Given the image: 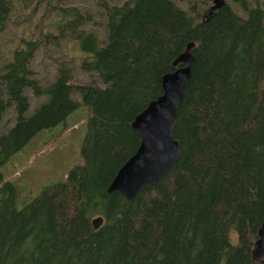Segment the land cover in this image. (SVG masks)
Returning <instances> with one entry per match:
<instances>
[{
  "label": "trees",
  "instance_id": "16d2710c",
  "mask_svg": "<svg viewBox=\"0 0 264 264\" xmlns=\"http://www.w3.org/2000/svg\"><path fill=\"white\" fill-rule=\"evenodd\" d=\"M96 5L103 36L78 28L92 18L90 10L46 3L45 10L56 9L57 33L22 36L2 54L0 121L9 106L14 119L0 131V264H264L250 254L264 215L262 5L224 0L207 20L195 0ZM10 7L11 0H0V24ZM66 27L84 52L80 69L95 71L102 85L92 77L71 83L63 61L52 81L40 84L34 76L35 51ZM190 41V81L172 123L179 157L129 200L107 192L139 142L131 119L160 93L161 75L180 64L171 62ZM71 87L88 111L81 161L16 207L3 162L80 105ZM27 88L47 94L29 114ZM98 215L102 223L93 228L90 218Z\"/></svg>",
  "mask_w": 264,
  "mask_h": 264
},
{
  "label": "rangeland",
  "instance_id": "374dc122",
  "mask_svg": "<svg viewBox=\"0 0 264 264\" xmlns=\"http://www.w3.org/2000/svg\"><path fill=\"white\" fill-rule=\"evenodd\" d=\"M11 0V7L7 17L0 24V62L3 56H7L10 48L17 42V38L36 37L41 32L49 31L57 33L54 23L58 19L56 9L45 10L46 3H61L63 5H76L81 11L90 10L92 18L84 22L78 28H94L103 36V28L100 25L98 11L100 6L96 0ZM108 4L120 3L123 0H106ZM228 1V0H227ZM264 10V0H257ZM177 5L187 8L185 1H176ZM248 3L254 0H247ZM211 0H195L197 8L204 11ZM253 5V4H252ZM48 7V6H47ZM33 8V9H32ZM201 11V12H202ZM27 16V17H26ZM264 24V17H263ZM84 54L80 49L77 39L70 36L67 31L63 35L50 38L45 46L35 51L31 59V68L34 76L40 84L52 81L56 73V62L63 61L71 68V83H85L92 77L96 84L102 85V81L95 71L88 74L79 67V58ZM28 105L26 113L29 114L41 102L47 99L46 93L34 94L31 88L26 90ZM70 97L80 102V105L49 128H41L30 139L15 151L8 161L3 162L2 172L9 169L17 193L15 197L16 207L39 192L41 187L54 180L65 178L66 171L74 164L81 161L80 144L85 128L87 108L81 103L77 89L71 87ZM14 119V111L11 106L4 111L0 121V131H4ZM230 241H236L233 230L229 232Z\"/></svg>",
  "mask_w": 264,
  "mask_h": 264
},
{
  "label": "water",
  "instance_id": "95a60500",
  "mask_svg": "<svg viewBox=\"0 0 264 264\" xmlns=\"http://www.w3.org/2000/svg\"><path fill=\"white\" fill-rule=\"evenodd\" d=\"M223 0H211L204 19L210 18ZM193 42L186 44L172 60L173 69L160 77L161 91L137 112L130 126L139 142L135 150L118 166L109 180L106 191H118L125 200L134 197L137 191L149 182L159 179L179 157L178 141L172 135V123L177 108L189 84L193 64L190 49ZM102 217L92 216L90 223L98 227ZM251 259L264 261V215L250 248Z\"/></svg>",
  "mask_w": 264,
  "mask_h": 264
},
{
  "label": "flooded vegetation",
  "instance_id": "af4514ba",
  "mask_svg": "<svg viewBox=\"0 0 264 264\" xmlns=\"http://www.w3.org/2000/svg\"><path fill=\"white\" fill-rule=\"evenodd\" d=\"M210 4H211V3H210ZM210 4H209V5H210ZM209 5H208V7H209ZM208 7L205 9V12L207 11ZM205 12H204V13H205Z\"/></svg>",
  "mask_w": 264,
  "mask_h": 264
},
{
  "label": "bare ground",
  "instance_id": "6f19581e",
  "mask_svg": "<svg viewBox=\"0 0 264 264\" xmlns=\"http://www.w3.org/2000/svg\"><path fill=\"white\" fill-rule=\"evenodd\" d=\"M223 2H224V0H223ZM190 49H191V47H190ZM102 217V216H101ZM102 220H103V217H102ZM102 223V222H101ZM97 228V227H96Z\"/></svg>",
  "mask_w": 264,
  "mask_h": 264
}]
</instances>
